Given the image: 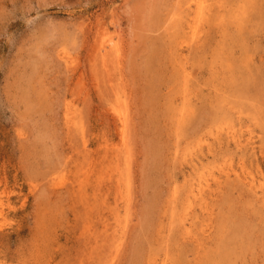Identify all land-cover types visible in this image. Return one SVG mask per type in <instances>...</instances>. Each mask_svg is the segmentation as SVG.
<instances>
[{
    "label": "rangeland",
    "instance_id": "rangeland-1",
    "mask_svg": "<svg viewBox=\"0 0 264 264\" xmlns=\"http://www.w3.org/2000/svg\"><path fill=\"white\" fill-rule=\"evenodd\" d=\"M0 264H264V0H0Z\"/></svg>",
    "mask_w": 264,
    "mask_h": 264
},
{
    "label": "bare ground",
    "instance_id": "bare-ground-1",
    "mask_svg": "<svg viewBox=\"0 0 264 264\" xmlns=\"http://www.w3.org/2000/svg\"><path fill=\"white\" fill-rule=\"evenodd\" d=\"M193 26V25H192ZM115 50V49H114ZM150 61H155V56L153 55L152 57H151V60ZM183 67V66H182ZM119 199V198H118ZM195 202V201H194ZM244 224L245 223H242V221L240 220V221H238V222H236L235 224H234V226L232 227V229H234V232H233V236H231V234L230 235H227L228 236V238H227V236L225 235V239L223 238V241L221 242L222 243V251H221V255H222V257H223V259H221V260H224V259H227V258H225V257H227V255L229 254V251H231L230 250V245L232 244H234L235 242H238L239 241V239L241 238V236H242V233H245L244 232V230H243V228H245V226H244ZM232 229L230 230V232H232ZM247 234V233H246ZM236 238V239H235ZM234 239V240H233ZM235 244H237V243H235ZM220 252V251H219Z\"/></svg>",
    "mask_w": 264,
    "mask_h": 264
}]
</instances>
